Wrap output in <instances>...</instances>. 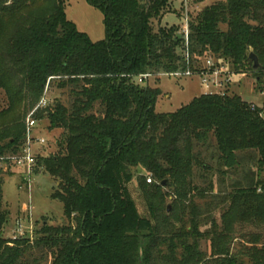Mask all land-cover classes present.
Listing matches in <instances>:
<instances>
[{
  "label": "trees",
  "instance_id": "1",
  "mask_svg": "<svg viewBox=\"0 0 264 264\" xmlns=\"http://www.w3.org/2000/svg\"><path fill=\"white\" fill-rule=\"evenodd\" d=\"M87 2L103 14L98 41L67 19L65 0H0V158L22 147L24 118L47 85L68 93L34 113L59 130L56 154L36 157L35 171L41 166L56 181L51 198L67 221L43 220L32 239L6 238L0 166V264H264L263 107L239 94L203 92L176 111L157 112L161 90L137 82L142 74L196 70L211 57L233 73L252 72L264 92V0H216L190 15L188 58L179 27L160 24L173 0ZM211 147L218 170H237V152L256 161L257 174L249 168L245 183L226 194L222 229L212 221L200 231L192 202L188 225L159 217L151 199L162 193L153 182L170 181L177 205L191 200L193 167L212 169L201 159ZM134 177L151 218L139 215L127 188ZM238 223L259 230L231 248ZM204 238L209 255L199 248Z\"/></svg>",
  "mask_w": 264,
  "mask_h": 264
},
{
  "label": "rangeland",
  "instance_id": "2",
  "mask_svg": "<svg viewBox=\"0 0 264 264\" xmlns=\"http://www.w3.org/2000/svg\"><path fill=\"white\" fill-rule=\"evenodd\" d=\"M215 1L188 0L185 6L181 0H173V9L162 17L160 24L163 26L175 24L180 28L183 26V13L186 8H188L189 18L190 15L194 16L198 13L205 5ZM64 10L67 19L73 21L79 31L86 32L92 41L101 40L105 36L103 14L100 10L91 6L87 0H65ZM177 34L181 37L179 32ZM204 60L205 58L203 57L199 60L198 67L202 66ZM223 64L228 72H222L221 77L229 76L231 78L230 83L225 87V92L230 95L234 93L239 94L243 100L259 105L264 109V95L259 91L253 73H233L228 63L224 62ZM144 83L151 88L158 87L161 90V94L158 96L154 106L157 112L165 113L176 111L206 90L196 74L191 76L152 75ZM65 91L57 88L53 84V81L45 88L49 102H53L55 98H59L64 102L68 94ZM4 106L5 94L0 89V109ZM32 109H30L26 116ZM36 133L44 137L45 143L40 146L35 145V156L47 157L56 154L58 149L56 139L59 136V130L51 129L48 125V120L42 117ZM213 143L215 144V140H213ZM202 152V161L207 163L212 169L203 170L199 166L193 167L194 174L191 181L192 185L197 187V189L194 188L188 192V198L191 200L184 201L181 203L182 205L175 204L174 189L169 185L170 181L166 180L153 182L159 187L162 196L158 195L159 197L151 199V201L153 202V207L157 208L156 211L159 213V217L170 214V220L182 221L187 225L191 216L190 208L192 202L196 207L195 212L198 213L196 219L199 221L200 231L210 228L212 221H215L217 229L221 230L223 226L221 214L228 205L225 198L226 194L233 189L234 184L238 182L245 183L249 168L253 169V175L256 173V161L255 157L248 158L245 152H237L242 156L241 166L237 170H227L225 168L218 170L217 153L213 151V147L203 149ZM213 153L215 154L214 157H212ZM6 162L1 166L5 178L2 187L3 200L5 208L9 212L8 222L4 228V236L6 238L14 236L17 221L25 220V227H23L24 234L25 236L28 235L31 239L34 237L35 229L41 226L43 220L55 226L66 223L67 219L63 215L61 202L51 198L53 189L57 187V183L53 177L40 166V168L30 175L28 185L26 183L23 184L21 177L17 175L18 169L12 168L9 160ZM144 175L145 182H148V178H152L146 172H144ZM127 188L130 191L139 215L151 218L148 201L138 186L137 177H134L127 184ZM201 192L202 194H200ZM168 207H170L169 211ZM233 227L231 248H235L239 241L245 242L248 238V233L259 230L247 223H238ZM210 244L209 239H201L199 248L206 255H209L211 253Z\"/></svg>",
  "mask_w": 264,
  "mask_h": 264
},
{
  "label": "built area",
  "instance_id": "3",
  "mask_svg": "<svg viewBox=\"0 0 264 264\" xmlns=\"http://www.w3.org/2000/svg\"><path fill=\"white\" fill-rule=\"evenodd\" d=\"M185 6L187 4L188 0H181ZM187 9L183 13V26L179 28V33L181 34V37L183 40H185V51L184 55L188 58V32H189V23H188V12ZM224 61L222 59H213L211 57H207L204 60V63L201 67H199L196 70H190L186 69L185 71H176V72H168V74H164L166 76L172 75V76H191L193 74H196L198 78H200L205 90V93H220L224 94L226 91V86L230 83L231 78L229 76L227 77H221L222 72H228L225 69ZM150 74H142L137 78V82L144 83L148 77H150ZM261 94L264 95V92H261ZM49 100L48 97L44 91L43 96L38 101V104L32 109V111L26 116L25 118V134L23 138V145L20 148V150L15 154L7 155L4 158H0V166L4 165V163H7L6 161L9 160L11 162V167L19 170V175L21 177V182L24 184L26 183L28 185L30 180V175L35 171L37 167V159L35 156V145H42L45 142L44 137L41 135H38L36 133L37 128L39 127V121L35 118L34 113L37 111V109L45 107L48 105ZM254 104V103H253ZM260 116L264 119V110L260 112ZM151 178H148V181H150ZM24 221H17L16 225L17 228L14 233V237L18 236H25L24 234Z\"/></svg>",
  "mask_w": 264,
  "mask_h": 264
},
{
  "label": "water",
  "instance_id": "4",
  "mask_svg": "<svg viewBox=\"0 0 264 264\" xmlns=\"http://www.w3.org/2000/svg\"><path fill=\"white\" fill-rule=\"evenodd\" d=\"M249 59H251L253 61V68L256 69L258 68L259 66V61H258V57L256 54L250 52V55H249ZM168 211L170 210V207L167 208Z\"/></svg>",
  "mask_w": 264,
  "mask_h": 264
},
{
  "label": "crops",
  "instance_id": "5",
  "mask_svg": "<svg viewBox=\"0 0 264 264\" xmlns=\"http://www.w3.org/2000/svg\"><path fill=\"white\" fill-rule=\"evenodd\" d=\"M16 171V170H15ZM17 175H19V170H18V172H17ZM20 176V175H19Z\"/></svg>",
  "mask_w": 264,
  "mask_h": 264
}]
</instances>
